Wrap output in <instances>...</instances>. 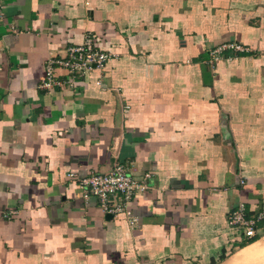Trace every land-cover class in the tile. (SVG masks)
I'll return each instance as SVG.
<instances>
[{
  "label": "crops",
  "instance_id": "0c3cea01",
  "mask_svg": "<svg viewBox=\"0 0 264 264\" xmlns=\"http://www.w3.org/2000/svg\"><path fill=\"white\" fill-rule=\"evenodd\" d=\"M86 34L104 69L40 89ZM115 164L134 224L76 188ZM239 203L264 204V0H0V264H264Z\"/></svg>",
  "mask_w": 264,
  "mask_h": 264
},
{
  "label": "built area",
  "instance_id": "2783aa9c",
  "mask_svg": "<svg viewBox=\"0 0 264 264\" xmlns=\"http://www.w3.org/2000/svg\"><path fill=\"white\" fill-rule=\"evenodd\" d=\"M247 50L236 43H223L214 47L210 55V63L217 64L230 53H243ZM62 58H48L44 64V75L39 88L52 90L70 87L72 81L61 80L56 71L63 69L71 78L83 77L88 71H102L111 57L103 52L96 43V37L86 34L81 46H69ZM98 84H100L98 82ZM68 178L77 177L75 173L67 174ZM76 188L83 199L94 197L99 209L113 218L124 217L134 224L136 219L128 209V202L148 187L145 183H138L126 172L123 164H115L107 173H92L84 178H76ZM264 221V204L251 212L243 203H239L227 218V225L236 229L240 241L249 240L257 236L259 223Z\"/></svg>",
  "mask_w": 264,
  "mask_h": 264
},
{
  "label": "trees",
  "instance_id": "16d2710c",
  "mask_svg": "<svg viewBox=\"0 0 264 264\" xmlns=\"http://www.w3.org/2000/svg\"><path fill=\"white\" fill-rule=\"evenodd\" d=\"M257 238H258V236H255L254 238H251L249 240H242L241 242L239 241L237 248H242V247L254 242Z\"/></svg>",
  "mask_w": 264,
  "mask_h": 264
},
{
  "label": "bare ground",
  "instance_id": "6f19581e",
  "mask_svg": "<svg viewBox=\"0 0 264 264\" xmlns=\"http://www.w3.org/2000/svg\"><path fill=\"white\" fill-rule=\"evenodd\" d=\"M113 162V161H112ZM145 180V179H144ZM238 256V255H237Z\"/></svg>",
  "mask_w": 264,
  "mask_h": 264
}]
</instances>
